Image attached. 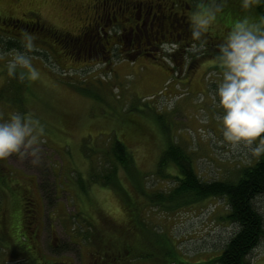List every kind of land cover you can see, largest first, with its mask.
<instances>
[{"label": "rangeland", "instance_id": "1", "mask_svg": "<svg viewBox=\"0 0 264 264\" xmlns=\"http://www.w3.org/2000/svg\"><path fill=\"white\" fill-rule=\"evenodd\" d=\"M102 1L0 0V119L15 111L29 113L45 129L38 165L15 155L0 160V234L2 227L8 231L11 216L22 211L24 223L17 229L23 230L28 240L20 246L33 251L37 239L38 250L49 264H92L95 256L91 252L97 245L95 228L104 229L106 236L112 237L132 227L131 216H125L121 194L92 177L107 168L104 151L115 137L133 152L137 169L147 176L150 191L169 190L174 185L172 178L155 174L157 156L165 149L167 140L190 154L202 181L236 180L243 168L258 160L243 143L220 142V121L216 118L219 109L211 101L215 84L208 79V73L218 71L215 65L218 49L212 47L222 41L229 27L217 17L205 34L206 47L194 53L189 26L191 12L184 14L185 3L181 5L183 10L169 6V0L164 3L167 7L164 12L175 13L174 19L177 17L187 32H181L179 38L168 36L172 40L164 41L178 45L172 52L163 48L154 52L146 34L143 42L152 48L148 50L151 53L138 52L133 50L137 44L127 42V26L138 21L135 14L139 6L143 5L145 12L153 4V12H158L164 0H110L115 9L120 4L124 6L115 20V14L109 15L113 20L106 27L107 34L101 25L98 32L93 19ZM127 8L135 10L133 20L123 18L133 12ZM37 23L42 27L26 26ZM173 24V30H181L182 27ZM86 28L89 34L103 35L99 38L102 46L108 35L109 42L104 45L107 53L98 56L80 46ZM25 32L36 37V47L30 53L32 63L41 72L36 81L10 77L5 67L13 50L24 51ZM63 37L70 41L64 42ZM175 52L185 54L183 59L180 57L182 61L186 55L188 60L197 57L189 71L180 68L181 62L176 65L180 59L171 56ZM127 186L132 189L131 198L138 201L136 195L141 193L130 182ZM145 204L148 212L145 219L151 227L164 230L171 237L177 258L136 257L123 263L214 264V258L235 230V223L226 217L229 205L225 197L207 198L173 213L164 212L152 202ZM255 204L264 216V194L255 199ZM136 230V251L159 250L152 237L145 242L139 227ZM2 237L0 242H8L9 247L0 246V264L6 261L13 264L10 259L24 257L21 252L2 254L3 250H15L12 242ZM253 257L254 264H264V255L252 251L249 256L252 262ZM111 259L106 258L103 263L110 264Z\"/></svg>", "mask_w": 264, "mask_h": 264}, {"label": "trees", "instance_id": "2", "mask_svg": "<svg viewBox=\"0 0 264 264\" xmlns=\"http://www.w3.org/2000/svg\"><path fill=\"white\" fill-rule=\"evenodd\" d=\"M168 1L169 0H164L162 2L163 6L159 5L158 8L164 12V8H167L164 3ZM191 1L195 2L194 5L190 3ZM191 1L171 0L169 6H174L175 8H181V10H183L181 5L185 3L187 11H185L184 14H189L195 10L198 3V0ZM134 11L135 10L130 13L134 15ZM160 12L161 11L157 12L159 15L154 21L161 15ZM143 13L142 9V14ZM137 14L135 15L137 16ZM174 14L175 13H162L160 20H157V22H159L155 26V30H153L157 36H159L160 33L167 35L166 39H168V36H171L165 29L168 24H170L168 27V31L170 32L174 31L172 29L173 23L182 27L181 30L184 29V26H182L183 23H181L177 17L174 19ZM184 14L179 16L182 17ZM262 15H264V4H253L251 7L245 8L243 7L242 0H223L222 9L217 17L219 20L223 21L222 23H224L225 26L230 28L237 18L248 16L252 19H259ZM146 27L148 29L141 27L144 35H146L145 33L147 30L151 31L149 25ZM181 30H175V33ZM65 38L66 37H63V39ZM172 38H174V36ZM67 41L70 40H64V42ZM152 41L155 42L154 40ZM164 41L168 42L167 40ZM156 43L158 45L159 41ZM210 47L212 46L210 45ZM212 48L218 49L216 45ZM193 55L194 54H192V56ZM171 56L176 60L180 59V57L183 59L185 54L182 56L181 52H175L172 53ZM181 59L176 62V65L181 62L180 68L184 67L189 71L193 67L197 57L195 59L191 57L190 60H188L189 58H187L186 55V60L182 61ZM104 153L107 159V168L100 174H93L92 177L95 181H102L101 183L106 187L111 185L110 187H112V189L121 194L119 195L124 199L123 202H125V216H131L132 227L126 229L125 232H118L112 237L106 236L104 229L99 230L95 228L96 231L93 233V236L97 239V245L96 249H93L91 252V254L95 256L92 264H105L103 262L106 258H113L109 261L110 264H127L123 263V261H130L136 257H156L158 259H167V257H170L171 260L177 258L178 251L173 249L174 244L171 237L165 233L164 230L161 231L151 227L145 219L148 213L146 211L145 201L147 203L152 202V205L159 207L166 213H173L197 204L207 198L217 196L225 197L227 200L229 212L226 217L233 223L238 221L243 227L236 234L231 236L226 245L221 249V253L214 258V264H253L249 256L253 248L264 238V216L255 204V199L264 194V156L258 158L254 164L243 168L236 180L202 181L194 167L190 154L174 141L167 140L165 149L157 156V169L155 174L164 179L172 178L174 185L170 187L169 190L158 188L154 191H150L146 181L147 176L137 169L134 154L123 140L115 137V139L109 143ZM171 168H175L177 171L174 172ZM128 182H130L132 187H135L137 190H135L136 192L141 193V195H136L138 201H134L131 198L130 192L132 189L127 186ZM141 197H143V200ZM145 198L148 200H145ZM17 213L18 214H15L16 216H11L9 220L8 231H5L2 227V234H0V238L3 239V235L12 242L15 250H3L4 252H2V254L5 253L6 256L8 254L11 256L12 253L21 252L24 257L21 259H10V262L13 264H49L47 258L38 250L37 239L34 242L33 251L20 246L22 242L28 240V236L23 230L17 229L24 223L22 211ZM138 227L140 237L145 242H147L148 237H152L159 250H154V253L136 251L134 243L138 241V235L135 237ZM5 237L4 240L6 241ZM88 238L89 240L91 239L90 237ZM0 246L9 247V244L8 242L4 244L0 242ZM173 261H176V259ZM8 262L9 261H6L2 264H8ZM53 264L61 263L54 262Z\"/></svg>", "mask_w": 264, "mask_h": 264}, {"label": "clouds", "instance_id": "3", "mask_svg": "<svg viewBox=\"0 0 264 264\" xmlns=\"http://www.w3.org/2000/svg\"><path fill=\"white\" fill-rule=\"evenodd\" d=\"M222 2L198 0L189 16L192 52L199 53L206 47L205 34L217 21ZM242 4L249 8L253 4H264V0H242ZM35 40L34 34H23L24 51L13 50L12 58L5 65L8 76L21 81L40 79L41 72L30 56L36 47ZM161 47L172 52L178 45ZM217 47L215 65L218 71H210L208 79L215 84L210 96L214 107L219 109L216 118L220 121V142L243 143L251 156L260 158L264 156V15L259 19L248 16L235 19ZM44 131L41 121L29 113L15 111L6 119H0V160L15 155L17 159H30L33 165H38ZM201 131L211 135L205 129ZM242 227L235 222L232 234ZM252 251L264 255V242ZM254 261L255 257L253 264Z\"/></svg>", "mask_w": 264, "mask_h": 264}, {"label": "flooded vegetation", "instance_id": "4", "mask_svg": "<svg viewBox=\"0 0 264 264\" xmlns=\"http://www.w3.org/2000/svg\"><path fill=\"white\" fill-rule=\"evenodd\" d=\"M120 4V3H119ZM149 5V4H148ZM121 6H123V4H120L119 8L118 9H115V7H113V3L109 0H104L102 1L100 4H98L96 10H98V13L96 14V16L93 17V19H95V23H96V28L98 29V32L100 33L99 31V26L101 25V28L104 30V32L107 34L106 32V27L108 26L109 22L111 20H115L117 17H116V14L117 12H119L120 10H122ZM153 4L149 5L148 6V10L145 11L143 14H142V8H143V5L139 6V11H138V14L136 16V19L138 20L137 22H135L134 24H130L129 26H127V29H129V35L126 36L127 39H128V44L129 45H136L137 44V47L135 46L134 47V51L135 49L138 51V52H145V53H151V51H148L149 49H152L150 47H148V43L147 42H143V37H144V33H142V29L141 27H145V29H148L146 26H150V30H151V33L148 34V33H145L147 34L148 36V40L150 41V43L154 44L153 46V51H157L159 48L161 49L162 45H164V40L166 39L167 35H165L164 33H160L159 36H157V34H155V32L153 30H155V26L157 25V20H160V17L162 15V13H164L160 8H159V11H161V15L158 17V19L156 21H154L155 18H157V16L159 15L157 12H153ZM128 9V12L130 11V8H127ZM97 12V11H96ZM113 13L115 14L113 16V19L111 17H109V15ZM95 14V13H94ZM133 13H130V14H126L124 15V19L127 20V19H131V17H133L132 15ZM184 16V15H183ZM182 16V17H183ZM183 18H186V16H184ZM182 18V19H183ZM106 20L105 23L101 24L102 21ZM133 20V19H131ZM184 20V19H183ZM93 22H91V24L87 25L86 27L88 26H91ZM161 25V24H159ZM27 28H33L34 26L35 27H41V24L40 23H37L35 25H31V27L29 26V24L26 25ZM170 26V24L167 25V28L166 29V32L172 34L175 32V30L173 32H170L168 31V27ZM164 28V27H163ZM174 28V27H173ZM158 31V30H156ZM147 32V31H146ZM159 32V31H158ZM185 33L187 32L186 29H183L182 31H179V32H176V36H174V38H179V35L181 37V34L182 33ZM151 35V36H150ZM82 37L80 38L82 44L80 45L83 49L89 51L90 53H96V55L100 54L101 52H106V50H104L105 46L107 45V43L109 42V39L107 38L108 35H106L104 38L106 39L105 41V44H103V46L99 43V38L101 36H99L98 34H89V30L86 28L84 31H83V34L81 35ZM99 36V37H98ZM124 36V34H123ZM91 37V38H90ZM92 37L96 38L94 40H92ZM129 37V38H128ZM173 37V36H172ZM117 38L120 39L122 38L121 36H118L117 35ZM152 40H154L155 42H153ZM167 41H169V39H166ZM172 40V39H171ZM157 41H159V44L157 45ZM105 45V46H104ZM153 52V53H154ZM89 53V54H90ZM99 56V55H98ZM106 57H109V54L108 55H105L104 58ZM156 57V56H154Z\"/></svg>", "mask_w": 264, "mask_h": 264}]
</instances>
